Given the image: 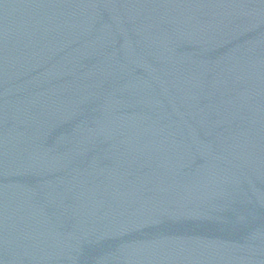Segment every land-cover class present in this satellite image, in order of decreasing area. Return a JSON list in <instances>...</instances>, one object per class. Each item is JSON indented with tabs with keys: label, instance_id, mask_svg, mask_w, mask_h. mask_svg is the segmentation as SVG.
I'll list each match as a JSON object with an SVG mask.
<instances>
[{
	"label": "water",
	"instance_id": "95a60500",
	"mask_svg": "<svg viewBox=\"0 0 264 264\" xmlns=\"http://www.w3.org/2000/svg\"><path fill=\"white\" fill-rule=\"evenodd\" d=\"M0 264H264V0H0Z\"/></svg>",
	"mask_w": 264,
	"mask_h": 264
}]
</instances>
